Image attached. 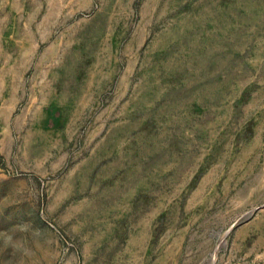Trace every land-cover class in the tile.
<instances>
[{"label":"rangeland","instance_id":"1","mask_svg":"<svg viewBox=\"0 0 264 264\" xmlns=\"http://www.w3.org/2000/svg\"><path fill=\"white\" fill-rule=\"evenodd\" d=\"M0 264H264V0H0Z\"/></svg>","mask_w":264,"mask_h":264}]
</instances>
